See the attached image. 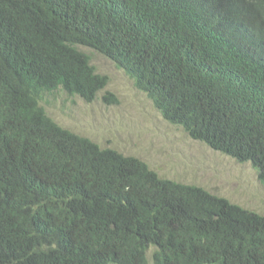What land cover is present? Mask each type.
<instances>
[{"label": "trees", "instance_id": "16d2710c", "mask_svg": "<svg viewBox=\"0 0 264 264\" xmlns=\"http://www.w3.org/2000/svg\"><path fill=\"white\" fill-rule=\"evenodd\" d=\"M86 48L264 186V0H0V264H264L263 215L46 114L107 86Z\"/></svg>", "mask_w": 264, "mask_h": 264}, {"label": "rangeland", "instance_id": "374dc122", "mask_svg": "<svg viewBox=\"0 0 264 264\" xmlns=\"http://www.w3.org/2000/svg\"><path fill=\"white\" fill-rule=\"evenodd\" d=\"M85 51L108 84L92 102L62 91L46 95L41 105L51 119L103 148L139 158L163 178L203 187L264 216V186L251 164L215 152L167 123L122 70L92 49ZM108 93L118 102L106 101Z\"/></svg>", "mask_w": 264, "mask_h": 264}]
</instances>
